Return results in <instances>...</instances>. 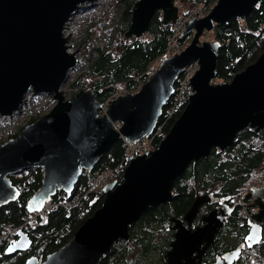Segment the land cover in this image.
Listing matches in <instances>:
<instances>
[{
	"label": "water",
	"instance_id": "water-1",
	"mask_svg": "<svg viewBox=\"0 0 264 264\" xmlns=\"http://www.w3.org/2000/svg\"><path fill=\"white\" fill-rule=\"evenodd\" d=\"M87 1L91 0H0V115L18 111L28 91L51 95L56 101L46 114L0 144V205L18 196L9 175L32 168H39L42 178L27 202L29 214L41 212L58 190L70 193L82 171L90 172L117 139L131 145L149 137L179 76L194 63L198 67L189 80L191 94L185 107L158 146L130 158L122 181L104 187L101 206L64 245L43 260L30 257L25 264H101L114 243L129 240V226L147 208L171 201L173 182L192 161L206 157L212 149L225 150L243 129L264 130V50L229 81L213 84L220 43H199L204 31L247 15L260 0H217L205 16H194L181 33L185 36L195 31L190 44L163 58L137 92L112 99L101 116L100 91L94 87L67 99L60 91L76 65L78 51L70 52L64 28ZM159 10L165 25L176 22L174 0H136L124 35L139 38ZM114 123L121 125L115 129ZM244 197L253 198L258 208L248 218L249 230L241 243L211 264H233L243 250L262 240L264 185L250 187ZM213 200L211 193L198 195L183 217L173 220L168 264H203V252L229 212L224 208L211 211L203 219L206 224L193 231L190 224L199 207ZM31 243L27 234L18 230L5 254L24 252Z\"/></svg>",
	"mask_w": 264,
	"mask_h": 264
},
{
	"label": "trees",
	"instance_id": "trees-1",
	"mask_svg": "<svg viewBox=\"0 0 264 264\" xmlns=\"http://www.w3.org/2000/svg\"><path fill=\"white\" fill-rule=\"evenodd\" d=\"M135 1L127 3L128 9L124 16L125 21L123 20L126 26L130 24L129 16ZM211 1L213 0H197L195 3ZM161 18L159 11L152 17L146 32L148 36L144 34L139 38L131 37L127 42L121 43L119 50L114 52L97 49V56L87 65L86 72L97 76L93 87L94 90L100 91V101L114 97L118 89L130 92L136 90L141 84L137 77H142L150 63L169 50L175 27L165 25ZM127 29L121 28L122 36ZM213 29V37L220 43L216 60V79L226 82L234 73L244 69L247 63L254 62L264 50V0H260L247 15L218 23ZM73 84L80 85V90L92 87L77 80ZM186 103V100L179 103V108L171 114L167 111L170 102L165 105L154 131L157 132L152 140L154 148L168 133ZM36 119L38 118H32L33 121ZM16 136L17 134L13 137ZM126 149L124 139H117L108 151L101 155L92 171H82L70 193L58 190L51 196L48 202L55 204L54 209L33 217L28 213L26 205L41 185V170L32 168L15 176L9 175L11 183L18 190V196L15 200L0 205V264H25L30 257L43 260L64 245L85 219L102 204L104 194L98 195L88 191L90 181L122 162ZM126 165L127 163L120 172L115 173L117 183L122 181ZM263 172L264 130L257 133L248 128L239 131L232 145L225 150L212 149L206 157L192 161L173 182L171 201L147 208L138 222L129 226L130 239L114 243L101 264L131 262L129 257L133 255L135 246L140 248V253L146 258L154 251L159 252L160 256L163 255L167 247L169 220L185 214L199 194L210 191H215L229 207H234L224 230L220 232L224 240L217 242L214 250L223 253L232 249L244 239L249 230L248 217L240 210V204L234 203V200L243 194L244 200L250 201L244 197L245 192ZM249 208L247 211L252 216V210ZM18 230L27 234L32 242L31 246L27 251L7 255L5 248L17 237ZM156 236H160L165 243L158 244ZM245 252L247 255L243 256ZM249 258H256V264H264V226L262 240L251 249L246 248L233 264H249Z\"/></svg>",
	"mask_w": 264,
	"mask_h": 264
},
{
	"label": "rangeland",
	"instance_id": "rangeland-1",
	"mask_svg": "<svg viewBox=\"0 0 264 264\" xmlns=\"http://www.w3.org/2000/svg\"><path fill=\"white\" fill-rule=\"evenodd\" d=\"M131 1L132 0H96L92 4H88L86 6L84 5L85 7H83V9L72 15V17L70 18L71 19L70 24L68 26L69 28L66 31V36H67L68 45L70 46L69 48L70 52L74 53L78 49L76 53V57L79 60V62L74 66L73 69L70 70L66 82L60 88V91L62 90L61 94L64 96L65 99L70 98L75 93L80 91L81 88L80 85L73 84L76 80L78 82L83 81L86 85L88 84L93 87V82L97 79V76L88 74L86 70H87V65L95 60L97 56L96 51L98 48H103L105 49V51L114 52L119 50V46L121 43L127 42L131 37H134V36L126 37L125 35L124 37L120 33L121 28L127 29L129 27V24L128 26H126L125 25L126 22L124 23L123 20L125 21L124 16L126 15L128 9L127 3H131ZM196 1L174 0V6L177 7L178 18L174 24L171 22L170 24L169 23L166 24L175 27V31L173 33L174 37L173 39H171L169 50L166 51L160 57H158L155 61L150 63V65L147 67V70L143 72L142 77H137V80L141 84L137 87L136 90L130 92L126 89H118L113 99L124 93L137 92L139 88L148 80L150 75L157 69L160 61L163 58L179 53L188 44H190L195 31L193 30L189 34L185 36H181V33L185 28L186 24L197 14L199 15V17L205 16L217 2V0H213L211 2H206V3H195ZM160 12L161 11L159 10V13ZM130 17L131 15L129 16V18ZM213 31L214 29L210 31H204L199 37V43L203 41L215 42V39L213 37ZM144 34L146 35V32ZM250 63L252 62L250 61L246 65ZM197 67H198L197 63H194L193 65H190L186 68H190V70L194 74ZM221 81L222 80H217L215 78L212 80V83L216 84ZM189 84L190 83L188 81V85ZM171 98L168 101V103L171 102ZM24 99H25L24 104L21 105V107L17 112L9 116L6 115L2 117L0 115L2 117V118L0 117V144L7 141L10 138H14L13 136L16 134L18 135L22 127L33 121L32 120L33 117L40 118L41 116L46 114L56 103V101L53 100L51 95H47L45 93L35 95L32 94L31 91H28L24 94ZM110 101L111 99H105L104 101H100L103 102L101 103V107L99 110L100 116L107 110V106L108 103H110ZM120 125H121L120 123H114L113 128L118 129ZM150 138L151 137L140 140V142H143L144 140L143 145H145L144 146L146 149L145 151L155 149L152 146V143L150 145L149 142L147 141ZM21 173L22 172L17 174H21ZM17 174H14L13 176ZM250 187H256L255 183L250 185ZM249 199L250 201H245V203L246 206L250 207L249 209L252 210V213L254 215L257 212L258 208L254 204L255 200L253 198H249ZM160 238H161L160 236H156L155 239L161 241L162 239ZM133 251H134L133 255L129 257L130 259H132L131 261H133V264H135L136 260H139L141 262L140 264L150 263V258H152V253H150V255L146 258L144 255L140 253L139 247L135 246ZM246 255L247 253L245 252L243 256ZM249 262H250L249 264H256L257 260L256 258H249Z\"/></svg>",
	"mask_w": 264,
	"mask_h": 264
},
{
	"label": "built area",
	"instance_id": "built-area-1",
	"mask_svg": "<svg viewBox=\"0 0 264 264\" xmlns=\"http://www.w3.org/2000/svg\"><path fill=\"white\" fill-rule=\"evenodd\" d=\"M192 74L193 73L190 70V68H186L183 71V73L179 76L178 80L176 81L175 86H174V94L172 95L173 97L171 98L170 106L167 109V111H169V114H171L173 111H175L176 109L179 108V103L183 102L184 100L187 101V96L191 94V91H190L191 88H190V84L188 85V81H189L190 77L192 76ZM109 99L112 100L113 97H111ZM156 135H157V132H155L153 134V136L147 140L150 145L152 143L154 136H156ZM143 143H144V141L143 142L136 141V142L132 143L131 145L126 143L127 149H126V152L124 154L123 161L120 162L116 167L109 168L104 173H102L101 175L93 178L90 181L88 191L93 192V193L98 194V195L103 194L104 187L108 183H111L112 181H116L114 178L115 173L120 172L121 169L123 168L124 164L128 163V161L130 160V158L132 156H136L138 154H142V153L146 152L145 151L146 149L144 147L145 145H143ZM254 183H255L256 187H261L264 185V172L261 173V175L257 178V180ZM249 190H250V188H248L245 193H247ZM234 203L240 204V210L248 218L252 217L248 213L249 211H247V206H246L245 200L243 198V194L237 196L234 200ZM54 208H55L54 203L47 202V203H45L41 212H35L31 216L33 217L39 213H42V212L44 213L45 211H49V210H52Z\"/></svg>",
	"mask_w": 264,
	"mask_h": 264
},
{
	"label": "flooded vegetation",
	"instance_id": "flooded-vegetation-1",
	"mask_svg": "<svg viewBox=\"0 0 264 264\" xmlns=\"http://www.w3.org/2000/svg\"><path fill=\"white\" fill-rule=\"evenodd\" d=\"M207 193H211L213 195V199L214 200H213V202L210 201V202H207V203H203L199 207L197 215L194 217V219L192 220V222L190 224V227L192 228L191 231L195 230V228L198 227V226H201V227L204 226L206 224L205 222H203L204 217H206L213 210H219L220 208L221 209L224 208L229 213L225 216L224 226L222 228H220V229H218V228H217V230L215 229V232H213V236H214L213 240H212L211 244L205 249V251L203 252V254L201 256V263H203V264L214 263L217 257L221 256L224 252H226V251H224L223 253L221 251L220 252H215L214 247L217 244V242H219V241L221 242V240H224V237H221L220 232H221L222 229L224 230V227L227 224L229 216L234 212V207L233 206L229 207L227 205L226 201L223 200L221 197H219L215 193V191H210V192H207ZM207 193H202V194H207ZM202 194H199V195H202ZM183 215L184 214L176 216V217H173L172 219H170L171 221L169 220L170 223L167 226V227H169V229H167V231H168V241H167V247H166L165 253L160 256L159 252H157V251L152 252V258H150V263L149 264H168L167 261H166V259H167L166 258L167 257L166 253L170 250V243L173 241V236H174V233H175L174 230H171V227L174 225L173 220L177 219V218H182ZM138 220L136 222H138ZM135 223H133V224H135ZM212 225H214V224H212ZM135 229H136V226H135ZM206 234H208V232ZM129 235H130V231H129ZM16 239H17V237L15 239H12L11 242H13ZM129 239H130V237H129ZM156 241L160 245L162 243H165V240H161V241L160 240L159 241L156 240ZM242 241H240L239 243H241ZM239 243H237V244H239ZM237 244H235V246ZM201 247H202V245L200 246V248ZM227 251H229V250H227ZM16 253H18V252H16ZM195 255H196V253H193L192 256H195ZM207 258H211V259L207 260ZM131 263H133V261H131V262L129 261L127 264H131ZM140 263L141 262L139 260L135 261V264H140Z\"/></svg>",
	"mask_w": 264,
	"mask_h": 264
},
{
	"label": "bare ground",
	"instance_id": "bare-ground-1",
	"mask_svg": "<svg viewBox=\"0 0 264 264\" xmlns=\"http://www.w3.org/2000/svg\"><path fill=\"white\" fill-rule=\"evenodd\" d=\"M96 0H91V1H87L86 3H83V4H81L80 6H79V9L77 10V12L78 11H80L81 9H83V7H85L86 5H88V4H92V3H94ZM85 5V6H84ZM70 18H69V20L66 22V25H65V28H64V35L66 36V31H67V29L69 28L68 26H69V24H70ZM78 62H79V60L77 59V62H76V64H78ZM62 91V90H61ZM15 112H17V111H14L13 113H15ZM2 117L4 116V115H1ZM0 116V117H1ZM7 116H9V115H7ZM1 117V118H2ZM156 128H157V124H156V127H155V129H154V131L156 130ZM154 131L151 133V135L149 136V137H152L153 136V134H154ZM149 137H144V138H149ZM144 138H142V139H144ZM142 139H140V140H142ZM140 140H138V141H140ZM150 151V150H149ZM125 169V168H124ZM92 171V170H91ZM263 221H264V219H263ZM263 221H262V227H263V225H264V223H263Z\"/></svg>",
	"mask_w": 264,
	"mask_h": 264
},
{
	"label": "clouds",
	"instance_id": "clouds-1",
	"mask_svg": "<svg viewBox=\"0 0 264 264\" xmlns=\"http://www.w3.org/2000/svg\"><path fill=\"white\" fill-rule=\"evenodd\" d=\"M31 215V214H30Z\"/></svg>",
	"mask_w": 264,
	"mask_h": 264
}]
</instances>
